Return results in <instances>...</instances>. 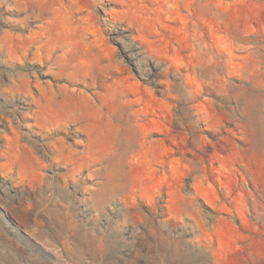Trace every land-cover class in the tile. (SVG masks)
<instances>
[{
	"label": "rangeland",
	"instance_id": "1",
	"mask_svg": "<svg viewBox=\"0 0 264 264\" xmlns=\"http://www.w3.org/2000/svg\"><path fill=\"white\" fill-rule=\"evenodd\" d=\"M0 264H264V0H0Z\"/></svg>",
	"mask_w": 264,
	"mask_h": 264
}]
</instances>
